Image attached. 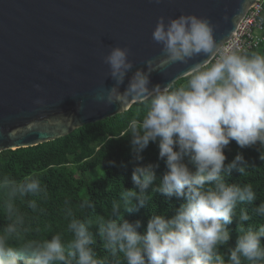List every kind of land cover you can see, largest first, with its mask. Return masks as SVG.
Segmentation results:
<instances>
[{
    "label": "clouds",
    "instance_id": "1",
    "mask_svg": "<svg viewBox=\"0 0 264 264\" xmlns=\"http://www.w3.org/2000/svg\"><path fill=\"white\" fill-rule=\"evenodd\" d=\"M152 39L162 45L163 56L147 61L148 73L137 69L123 93L118 86L133 65L128 49L110 50L104 63L117 86L96 99L108 105L117 103L122 112L128 110L130 101L146 102L143 119L128 121L124 136L130 137L137 160L143 159L141 153L150 142L157 143L167 170L158 177V165L135 166L131 180L139 191L123 189L119 199L111 202L109 216L116 219L76 218L66 200L67 240L60 233L51 239L21 240L24 218L14 201L46 195L47 190L35 177L17 182L0 176V191L6 194L0 209L8 221L0 228V264H111L113 259L116 264H264V223L243 227L252 216L264 220V200L247 207L257 200L253 185L230 183L228 178L233 170L243 176L249 164L237 153L226 165L224 154L235 141L240 148L257 146L264 160V54L223 46L215 40L210 21L196 15L182 14L167 23L161 16ZM201 53L208 59L189 70L187 84L174 87L169 82L149 89L152 70L187 63ZM149 187L183 202L170 218L153 214L139 232L141 221L129 222L123 214L150 201ZM79 206L94 213L91 200ZM28 207L35 210L36 201L29 200ZM234 219L239 222V235L235 246L222 253L220 248L231 238L227 226ZM93 226L108 258L100 257L93 247ZM20 257L28 258L21 261Z\"/></svg>",
    "mask_w": 264,
    "mask_h": 264
},
{
    "label": "water",
    "instance_id": "2",
    "mask_svg": "<svg viewBox=\"0 0 264 264\" xmlns=\"http://www.w3.org/2000/svg\"><path fill=\"white\" fill-rule=\"evenodd\" d=\"M261 0H0V154L61 139L88 124L128 111L96 97L116 85L104 57L128 49L137 69L159 60L152 39L157 20L207 18L223 46ZM208 57L201 53L149 73V89L189 76ZM143 102V101H142Z\"/></svg>",
    "mask_w": 264,
    "mask_h": 264
},
{
    "label": "trees",
    "instance_id": "3",
    "mask_svg": "<svg viewBox=\"0 0 264 264\" xmlns=\"http://www.w3.org/2000/svg\"><path fill=\"white\" fill-rule=\"evenodd\" d=\"M260 3L263 6L264 19V0ZM248 52L264 54V42ZM187 78L180 79L173 86L180 87L187 84ZM145 114L146 102H138L122 114L88 124L61 139L34 147L7 150L0 154V176L6 175L17 182L35 177L47 190L46 195L28 196L23 200L17 198L14 201L24 218L21 240L24 238L51 239V235L56 233L62 234L65 240L70 239V234L67 233L69 221L64 214L66 200L70 201L69 206L73 208L76 218L96 220L97 217L103 216L106 219H116L115 216H109L111 202L119 199L123 189L139 191L131 180L132 170L137 165H158L155 169L156 174L158 177L162 176L167 169L165 160L159 157L158 144L150 142L141 153L143 159L137 160L130 137L124 136L128 121L133 118L142 120ZM114 137L120 138L113 139ZM237 153L243 154L249 168L243 176L233 170L228 179L230 183L253 185L257 200L253 205H247L250 209L264 200V160L260 159L257 146L240 148L235 141H231L224 149L225 164L230 163ZM112 161L115 162L114 165L110 163ZM189 167L192 166L189 164ZM147 192L151 194L149 202L131 213L123 214L124 219L129 222L141 221L142 227L138 229L139 232L144 231L148 219L153 214H164L170 218L183 202L176 197L168 198L160 192H152V187H149ZM5 197L6 194L0 191V203ZM29 200L36 201L35 210L28 207ZM84 200H91L95 204L94 213L91 209L80 208V202ZM7 223L3 210L0 209V228ZM259 223H264V220L261 217L252 216L251 221L245 222L243 227H248L249 224L255 226ZM238 226L239 222L236 219L227 226L231 238L227 245L220 248L222 253H226L228 247L235 246L239 235ZM90 231L96 238V243L93 244L95 251L100 257L108 258L109 254L104 250L97 228L93 226ZM27 258L20 257L21 261ZM111 264H116L114 259Z\"/></svg>",
    "mask_w": 264,
    "mask_h": 264
},
{
    "label": "built area",
    "instance_id": "4",
    "mask_svg": "<svg viewBox=\"0 0 264 264\" xmlns=\"http://www.w3.org/2000/svg\"><path fill=\"white\" fill-rule=\"evenodd\" d=\"M263 6L259 2L249 12L235 37L225 47H235L241 52H248L264 42Z\"/></svg>",
    "mask_w": 264,
    "mask_h": 264
}]
</instances>
